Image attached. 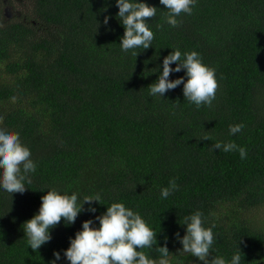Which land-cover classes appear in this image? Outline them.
Listing matches in <instances>:
<instances>
[{
	"label": "trees",
	"instance_id": "16d2710c",
	"mask_svg": "<svg viewBox=\"0 0 264 264\" xmlns=\"http://www.w3.org/2000/svg\"><path fill=\"white\" fill-rule=\"evenodd\" d=\"M23 2V15L6 19L0 0V125L19 133L37 167L22 194L0 189V264H50L54 250L58 264H69V237L114 201L156 231L153 247L141 249L153 263L158 248L166 246L169 258L182 247L180 223L199 210L205 227L215 225L209 259L240 249L241 264H264V227L249 215L264 205V0H196L177 27L164 23L159 0H145L158 7L147 18L154 39L136 57L120 49L115 0ZM171 48L195 50L215 69L210 106L189 103L182 84L164 98L149 95ZM180 76L183 70L169 79ZM237 123L243 129L229 135ZM217 141L244 147L246 158L211 151ZM173 178L178 189L161 199ZM47 187L80 199L99 193L103 204L93 202L96 212L82 211L71 225L62 218L51 241L33 251L23 223Z\"/></svg>",
	"mask_w": 264,
	"mask_h": 264
},
{
	"label": "clouds",
	"instance_id": "9594fccd",
	"mask_svg": "<svg viewBox=\"0 0 264 264\" xmlns=\"http://www.w3.org/2000/svg\"><path fill=\"white\" fill-rule=\"evenodd\" d=\"M118 6L116 16L124 28L120 37V49L137 56V49H147L152 46L154 33L148 19L156 16V6H151L145 0H115ZM167 11L163 14L164 23L177 27L178 17L182 13L190 15L196 0H159ZM109 17L105 16L103 24H108ZM163 27L157 24V28ZM163 57L162 70L156 80L148 85L150 96L164 98L167 91L183 85L184 99L197 108L201 105L210 106L215 99L218 83L215 69L205 64L202 57L195 50L184 52L179 48ZM175 62V67L171 65ZM152 72H157L158 69ZM184 71V76L169 79L170 73ZM186 77V79H185ZM242 123L229 125V135H235L243 129ZM200 139H210L203 136ZM222 150L225 153L238 151L243 160L247 156L244 147L235 142H215L210 150ZM36 162L31 158L30 148L24 144L18 132L0 125V189L13 193H23L26 183H31L30 173L36 171ZM41 196L38 211L23 223L24 236L27 237L28 247L33 251L52 239L51 229L63 222L71 225L82 211L96 212L93 202L101 203V195L93 193L84 195L62 191L56 187H47ZM45 189H40L44 191ZM178 189L175 178L170 179L168 186L160 188V198L167 199ZM88 207L85 209L84 205ZM98 221V226L96 224ZM185 226V234H175L182 247L177 250L181 254L197 257L203 264H241V251L235 252L230 259L223 255H213L215 234L211 227H205L202 213L196 210L183 218L180 223ZM156 243V231L145 221L138 211L127 207L121 201H114L107 205L106 210L95 219L82 221L81 228L69 237V246L63 250L64 258L69 264H153L148 255L141 249L152 248ZM139 249V250H137ZM161 253L159 264H169L166 259L169 250L166 246L158 248ZM54 259L50 264H58L61 259L59 251L53 252Z\"/></svg>",
	"mask_w": 264,
	"mask_h": 264
},
{
	"label": "rangeland",
	"instance_id": "374dc122",
	"mask_svg": "<svg viewBox=\"0 0 264 264\" xmlns=\"http://www.w3.org/2000/svg\"><path fill=\"white\" fill-rule=\"evenodd\" d=\"M21 3H24L23 0H12V4L14 6L12 18H14L15 15L18 16V13L19 15H23L24 8ZM249 215L256 228L264 227V205L253 209ZM180 248L181 247L174 248L175 250L172 252V256L166 258L169 261V264H203V261H200L197 257L191 256L190 254L178 253L177 250ZM187 257L188 260L186 261ZM153 264H159V261L154 262Z\"/></svg>",
	"mask_w": 264,
	"mask_h": 264
},
{
	"label": "flooded vegetation",
	"instance_id": "af4514ba",
	"mask_svg": "<svg viewBox=\"0 0 264 264\" xmlns=\"http://www.w3.org/2000/svg\"><path fill=\"white\" fill-rule=\"evenodd\" d=\"M13 7L14 6L12 4V0H3V15H4V17L6 19H9V18H11L13 16V12H12L13 11ZM5 8H8L7 12L9 14V17L4 14V9Z\"/></svg>",
	"mask_w": 264,
	"mask_h": 264
},
{
	"label": "water",
	"instance_id": "95a60500",
	"mask_svg": "<svg viewBox=\"0 0 264 264\" xmlns=\"http://www.w3.org/2000/svg\"><path fill=\"white\" fill-rule=\"evenodd\" d=\"M7 10H8V8L4 9V14L9 17V14H8Z\"/></svg>",
	"mask_w": 264,
	"mask_h": 264
}]
</instances>
